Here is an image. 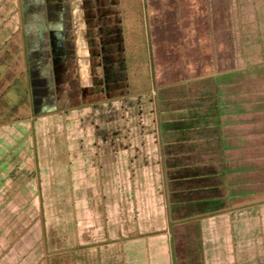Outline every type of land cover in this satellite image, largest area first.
<instances>
[{
  "label": "rangeland",
  "instance_id": "rangeland-1",
  "mask_svg": "<svg viewBox=\"0 0 264 264\" xmlns=\"http://www.w3.org/2000/svg\"><path fill=\"white\" fill-rule=\"evenodd\" d=\"M89 6L87 0H0V264H22L27 247L28 264H59L62 256L70 264L71 252L55 251L79 245L70 234L72 202L82 194L88 199L81 208L93 214L83 231L90 240L104 221L128 236L167 230L175 264H202L198 218L172 215L183 209L182 96L193 67L184 64L181 46L165 39L151 4L117 0L118 17L107 12V26L86 29L79 18ZM65 24V44H51V27ZM89 32L91 64L102 71L87 96L86 55L77 49L87 45ZM117 52L122 60H113ZM78 158L82 168L74 164ZM79 170L86 183L77 192ZM12 246L15 252H7ZM138 253L145 264L147 256Z\"/></svg>",
  "mask_w": 264,
  "mask_h": 264
},
{
  "label": "crops",
  "instance_id": "crops-1",
  "mask_svg": "<svg viewBox=\"0 0 264 264\" xmlns=\"http://www.w3.org/2000/svg\"><path fill=\"white\" fill-rule=\"evenodd\" d=\"M87 1L90 6L85 8V17L79 18L87 22L86 29L95 23L107 26L103 18L107 12H116L118 17L117 0L113 6L112 0ZM144 2L156 12L152 19L166 29L165 39L180 45L184 64L193 67L186 71V95L182 96L186 121L183 209L172 212L173 220L198 218L200 240H204L200 249L206 255L202 264H264V0ZM51 28V44H65L63 30L68 24ZM84 35L87 45L80 43L77 53L86 55L82 74L88 77L84 86L88 96L94 89L92 78L102 69L91 64L93 34ZM118 53L120 57L112 55L113 60H122ZM86 162L90 165V160ZM74 164L82 168L83 159ZM78 172L73 180L80 192L86 180ZM82 196L72 202L76 218L70 234L80 239L79 245L65 244L55 249V256L71 252L70 264H139L138 251L142 250L147 256L145 264H175L170 258L171 233L167 230L143 233L138 229L128 236L118 224L113 230L104 221V227H94L95 238H87L83 231L93 214L81 208L88 199ZM120 203V210L127 212L126 202ZM42 247L46 254V246ZM7 252H15V247ZM137 254L138 260L134 258ZM30 255L27 247L22 264L30 263ZM62 257L59 264H65ZM7 259L14 262V256Z\"/></svg>",
  "mask_w": 264,
  "mask_h": 264
},
{
  "label": "trees",
  "instance_id": "trees-1",
  "mask_svg": "<svg viewBox=\"0 0 264 264\" xmlns=\"http://www.w3.org/2000/svg\"><path fill=\"white\" fill-rule=\"evenodd\" d=\"M97 115H98V114H97ZM71 122H73V120H71ZM69 124L71 125V123H68V125H69ZM71 128H72V129H71ZM73 129H74L73 126H72V127H71V126L69 127V131H72V132H69V133H68L70 136H74V135H71V134L73 133V131H74ZM81 137H83V136H81ZM81 137H80V138H81ZM70 160H71V159H70ZM69 164H70V163H69Z\"/></svg>",
  "mask_w": 264,
  "mask_h": 264
}]
</instances>
